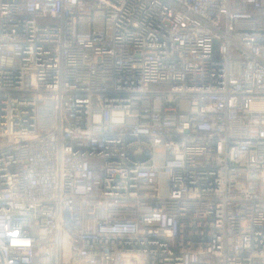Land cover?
Returning a JSON list of instances; mask_svg holds the SVG:
<instances>
[{
  "label": "built area",
  "instance_id": "built-area-1",
  "mask_svg": "<svg viewBox=\"0 0 264 264\" xmlns=\"http://www.w3.org/2000/svg\"><path fill=\"white\" fill-rule=\"evenodd\" d=\"M0 264H264V0H0Z\"/></svg>",
  "mask_w": 264,
  "mask_h": 264
},
{
  "label": "rangeland",
  "instance_id": "rangeland-1",
  "mask_svg": "<svg viewBox=\"0 0 264 264\" xmlns=\"http://www.w3.org/2000/svg\"><path fill=\"white\" fill-rule=\"evenodd\" d=\"M153 88H158V87H153Z\"/></svg>",
  "mask_w": 264,
  "mask_h": 264
}]
</instances>
